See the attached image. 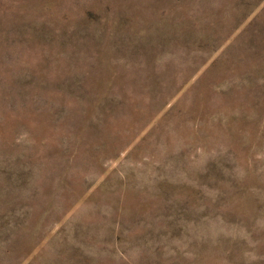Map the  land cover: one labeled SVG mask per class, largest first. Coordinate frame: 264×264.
<instances>
[{
  "label": "rangeland",
  "instance_id": "374dc122",
  "mask_svg": "<svg viewBox=\"0 0 264 264\" xmlns=\"http://www.w3.org/2000/svg\"><path fill=\"white\" fill-rule=\"evenodd\" d=\"M0 264H264V0H0Z\"/></svg>",
  "mask_w": 264,
  "mask_h": 264
}]
</instances>
